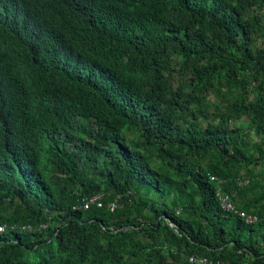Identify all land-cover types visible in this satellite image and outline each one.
Returning a JSON list of instances; mask_svg holds the SVG:
<instances>
[{"label":"trees","instance_id":"1","mask_svg":"<svg viewBox=\"0 0 264 264\" xmlns=\"http://www.w3.org/2000/svg\"><path fill=\"white\" fill-rule=\"evenodd\" d=\"M2 226L0 264H264V0H0Z\"/></svg>","mask_w":264,"mask_h":264},{"label":"built area","instance_id":"2","mask_svg":"<svg viewBox=\"0 0 264 264\" xmlns=\"http://www.w3.org/2000/svg\"><path fill=\"white\" fill-rule=\"evenodd\" d=\"M104 197V194H98V195H95L93 197H90L88 198L87 200L84 201L83 203V208L85 210H89L92 206H97V207H102L103 206V202H102V199ZM222 206L225 208V209H233L232 205L230 203H228V200L227 198H222ZM117 207V203L114 201L110 204L109 208L111 209V211H114ZM242 216L244 217L245 214L242 213ZM251 218L248 217V221H250ZM12 228H15V227H12ZM22 230H26L27 228H30V227H27V226H23V227H20ZM5 227H0V232H4L5 231ZM205 262V260H204Z\"/></svg>","mask_w":264,"mask_h":264},{"label":"clouds","instance_id":"3","mask_svg":"<svg viewBox=\"0 0 264 264\" xmlns=\"http://www.w3.org/2000/svg\"><path fill=\"white\" fill-rule=\"evenodd\" d=\"M211 181L212 182H218L219 180H218V178L217 177H215V176H211ZM239 184H242V185H248L249 183H248V180H244V181H239L238 182ZM102 194H104V196L106 195L105 193H102ZM116 202V201H115ZM117 208V207H116ZM242 213H244L245 214V216L243 217L242 216ZM242 213H240V215L245 219V222L247 223V224H254V223H257V221H258V218L256 217V216H252L251 214H248V213H246V212H242ZM248 217H250L251 218V220L250 221H248ZM3 227V226H2ZM23 227V226H22ZM21 229V228H20ZM22 230V229H21ZM23 231V230H22Z\"/></svg>","mask_w":264,"mask_h":264}]
</instances>
